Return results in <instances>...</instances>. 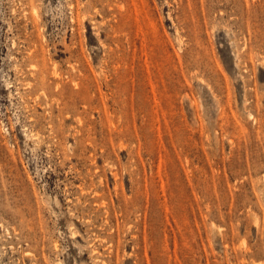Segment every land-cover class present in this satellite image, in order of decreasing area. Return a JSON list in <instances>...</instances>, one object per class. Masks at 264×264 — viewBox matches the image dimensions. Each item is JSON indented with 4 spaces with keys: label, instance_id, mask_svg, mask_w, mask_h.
<instances>
[{
    "label": "rangeland",
    "instance_id": "1",
    "mask_svg": "<svg viewBox=\"0 0 264 264\" xmlns=\"http://www.w3.org/2000/svg\"><path fill=\"white\" fill-rule=\"evenodd\" d=\"M0 264H264V0H0Z\"/></svg>",
    "mask_w": 264,
    "mask_h": 264
}]
</instances>
